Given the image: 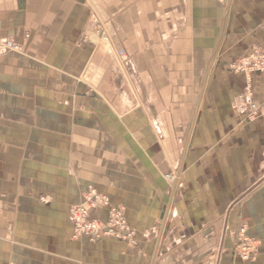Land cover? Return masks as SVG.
<instances>
[{
	"label": "crops",
	"instance_id": "0c3cea01",
	"mask_svg": "<svg viewBox=\"0 0 264 264\" xmlns=\"http://www.w3.org/2000/svg\"><path fill=\"white\" fill-rule=\"evenodd\" d=\"M0 38L21 48L0 54V264H264V120L226 66L264 47V0H0ZM89 188L130 238L74 236Z\"/></svg>",
	"mask_w": 264,
	"mask_h": 264
},
{
	"label": "built area",
	"instance_id": "2783aa9c",
	"mask_svg": "<svg viewBox=\"0 0 264 264\" xmlns=\"http://www.w3.org/2000/svg\"><path fill=\"white\" fill-rule=\"evenodd\" d=\"M20 46L9 38H0V54L7 52H19ZM116 56L123 67L129 66L130 60L121 48H116ZM234 76L241 75L244 79V87L236 97L234 110L245 114L249 120H264V101H254L252 76L264 75V47H254L246 55L240 56L232 62L230 68ZM166 175V179H170ZM42 202L43 198L40 199ZM107 208V219L101 221L90 216V213L98 208ZM67 220L72 226L74 236L86 237L95 242L104 238L126 239L132 232L126 224L125 210L122 207L111 206L106 195L99 193L94 188H89L83 196V201L78 206L68 209ZM255 241L248 237L244 227L238 230V238L235 246L237 257L248 262L254 259Z\"/></svg>",
	"mask_w": 264,
	"mask_h": 264
},
{
	"label": "rangeland",
	"instance_id": "374dc122",
	"mask_svg": "<svg viewBox=\"0 0 264 264\" xmlns=\"http://www.w3.org/2000/svg\"><path fill=\"white\" fill-rule=\"evenodd\" d=\"M100 43H102L105 46L104 47L105 48V52H106V54L109 55V57L111 58V60L113 62V66L116 68L117 76L119 77L120 84H121V91H120L121 94L131 95V96L135 97V91H134V89L132 87V84H131V81H130V77H129V71H128L129 66L123 67L121 65V63L119 62V60H118V58L116 56V49L114 50V49L110 48V45L108 43L107 38H105V37L101 38ZM121 49H123V48H121ZM15 53H21V51H19V52L17 51ZM125 53H126V51H125ZM234 61H235V59L233 61H231V62H228L227 65H226L227 66V71L230 72L231 74H233L232 73L233 70H231L230 68L232 66V62H234ZM238 76H241V75H238ZM242 78H243V76H242ZM155 140L157 142H159V139L157 137L155 138ZM237 238H238V234H237Z\"/></svg>",
	"mask_w": 264,
	"mask_h": 264
},
{
	"label": "bare ground",
	"instance_id": "6f19581e",
	"mask_svg": "<svg viewBox=\"0 0 264 264\" xmlns=\"http://www.w3.org/2000/svg\"><path fill=\"white\" fill-rule=\"evenodd\" d=\"M82 195H83V194H82ZM109 203H110V202H109ZM80 204H81V203H80ZM78 205H79V204H78ZM78 205H77V206H78Z\"/></svg>",
	"mask_w": 264,
	"mask_h": 264
}]
</instances>
